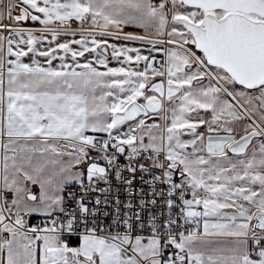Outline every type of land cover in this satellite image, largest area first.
<instances>
[{"label": "snow or ice", "instance_id": "6c2138e0", "mask_svg": "<svg viewBox=\"0 0 264 264\" xmlns=\"http://www.w3.org/2000/svg\"><path fill=\"white\" fill-rule=\"evenodd\" d=\"M0 264H264V0H0Z\"/></svg>", "mask_w": 264, "mask_h": 264}, {"label": "built area", "instance_id": "2783aa9c", "mask_svg": "<svg viewBox=\"0 0 264 264\" xmlns=\"http://www.w3.org/2000/svg\"><path fill=\"white\" fill-rule=\"evenodd\" d=\"M153 171H157V170H153ZM150 177L145 176V179H149ZM140 176L139 174L136 177V181H134L132 188H133V192L131 194H129V192L126 190L125 185H120L118 182H113V192L108 196V200H109V205L107 206L106 211H108L110 214L114 213L115 211V206L112 203L115 199H119L121 201L120 204V210L121 213L123 214V212L127 211V209L124 208V204L127 203L129 200H132L134 204H138L140 199L147 201H151L153 199V197L149 194L150 193V188L149 185L147 184H141L139 183ZM143 188L144 189V194L141 197L140 192L138 191L139 189ZM157 199V203L155 205H152L150 203H146L144 206V216L145 218H147L149 215H155V216H159L161 220L164 219V217L167 215V209L164 205V201L162 198L160 197H156ZM94 203V200H93ZM101 208H104L103 205L100 206ZM134 210H136L134 208ZM164 215H161V214ZM102 219H105L106 222H111L112 216L109 215L108 217H102Z\"/></svg>", "mask_w": 264, "mask_h": 264}, {"label": "crops", "instance_id": "0c3cea01", "mask_svg": "<svg viewBox=\"0 0 264 264\" xmlns=\"http://www.w3.org/2000/svg\"><path fill=\"white\" fill-rule=\"evenodd\" d=\"M73 27H76V25L73 24ZM125 31H127V32H140L141 34H143V33H142V30H140V29H136V28H126ZM76 38H79V37H76ZM49 39H50V37H49ZM59 39H60V41L62 42V41H65V40H70V39H72V37H64V36H61ZM117 43H121V44H123V43H125V42H124V41H118ZM130 46L140 47V45H138V44H136V45H130ZM145 54H147V53H145ZM110 66H116V65H115V63H113V64L110 65Z\"/></svg>", "mask_w": 264, "mask_h": 264}, {"label": "flooded vegetation", "instance_id": "af4514ba", "mask_svg": "<svg viewBox=\"0 0 264 264\" xmlns=\"http://www.w3.org/2000/svg\"><path fill=\"white\" fill-rule=\"evenodd\" d=\"M5 22H7V21H5ZM158 59H159V57H157Z\"/></svg>", "mask_w": 264, "mask_h": 264}]
</instances>
